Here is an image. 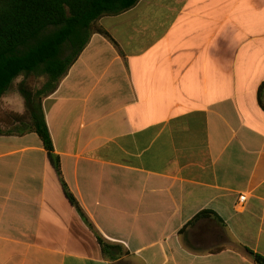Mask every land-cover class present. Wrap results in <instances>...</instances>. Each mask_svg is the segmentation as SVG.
<instances>
[{
  "label": "crops",
  "instance_id": "obj_1",
  "mask_svg": "<svg viewBox=\"0 0 264 264\" xmlns=\"http://www.w3.org/2000/svg\"><path fill=\"white\" fill-rule=\"evenodd\" d=\"M96 27L109 37L93 32L42 105L66 184L125 255L102 254L40 137L8 121L26 107L7 93L0 264H255L245 249L264 257V0H140Z\"/></svg>",
  "mask_w": 264,
  "mask_h": 264
},
{
  "label": "trees",
  "instance_id": "obj_2",
  "mask_svg": "<svg viewBox=\"0 0 264 264\" xmlns=\"http://www.w3.org/2000/svg\"><path fill=\"white\" fill-rule=\"evenodd\" d=\"M139 1L0 0V100L17 79L24 78L19 90L25 101L26 115L11 114L13 122L24 127L18 133L29 130L40 137L66 198L94 233L102 254L111 260L124 256V248L108 242L99 234L71 193L62 175L60 157L55 153L42 102L55 92L94 31L109 37L104 30L96 27L98 21L105 16L122 14L134 8ZM32 77L46 79L41 89L34 90L27 85L26 80ZM262 108L264 110L263 103ZM26 118L29 124L24 121ZM13 133L0 128V135ZM245 252L255 264H264V257L249 249Z\"/></svg>",
  "mask_w": 264,
  "mask_h": 264
},
{
  "label": "rangeland",
  "instance_id": "obj_3",
  "mask_svg": "<svg viewBox=\"0 0 264 264\" xmlns=\"http://www.w3.org/2000/svg\"><path fill=\"white\" fill-rule=\"evenodd\" d=\"M23 81H24V78L23 77L17 79L13 83L12 87L10 88V90L8 92L10 95H15L16 97H18V100H19V103L18 104L21 107H24V104H25L24 98H23V96H22V94H21V92L19 90V85ZM45 82H46V79L44 77H42V78H34V77H32V78L26 80L27 85L31 86L32 89H34V90L41 89L43 87V85H44ZM5 113H7V112H5ZM7 115L9 117L8 121L9 122L13 121V117L10 114H8V113H7ZM0 116H2L1 113H0ZM0 119H2V118H0ZM3 120L4 121L5 120L7 121L6 118H4Z\"/></svg>",
  "mask_w": 264,
  "mask_h": 264
},
{
  "label": "built area",
  "instance_id": "obj_4",
  "mask_svg": "<svg viewBox=\"0 0 264 264\" xmlns=\"http://www.w3.org/2000/svg\"><path fill=\"white\" fill-rule=\"evenodd\" d=\"M240 203H241V204H245V203H246V198H245V197H242V198L240 199Z\"/></svg>",
  "mask_w": 264,
  "mask_h": 264
}]
</instances>
